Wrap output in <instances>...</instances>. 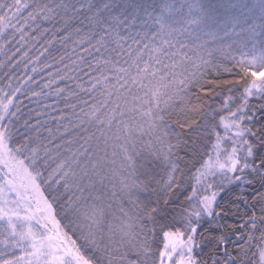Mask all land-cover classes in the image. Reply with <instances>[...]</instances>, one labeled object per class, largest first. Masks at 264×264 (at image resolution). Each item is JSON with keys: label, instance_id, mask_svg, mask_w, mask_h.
Returning a JSON list of instances; mask_svg holds the SVG:
<instances>
[{"label": "snow or ice", "instance_id": "snow-or-ice-1", "mask_svg": "<svg viewBox=\"0 0 264 264\" xmlns=\"http://www.w3.org/2000/svg\"><path fill=\"white\" fill-rule=\"evenodd\" d=\"M0 264H264V0H0Z\"/></svg>", "mask_w": 264, "mask_h": 264}, {"label": "trees", "instance_id": "trees-1", "mask_svg": "<svg viewBox=\"0 0 264 264\" xmlns=\"http://www.w3.org/2000/svg\"><path fill=\"white\" fill-rule=\"evenodd\" d=\"M62 106V105H61Z\"/></svg>", "mask_w": 264, "mask_h": 264}]
</instances>
